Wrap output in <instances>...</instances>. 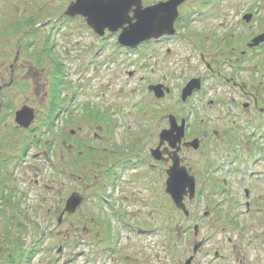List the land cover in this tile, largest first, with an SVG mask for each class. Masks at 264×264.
Instances as JSON below:
<instances>
[{"label": "rangeland", "instance_id": "obj_1", "mask_svg": "<svg viewBox=\"0 0 264 264\" xmlns=\"http://www.w3.org/2000/svg\"><path fill=\"white\" fill-rule=\"evenodd\" d=\"M69 1L0 0V101L2 97L5 98V102L6 99L11 100V105L6 110L8 113L0 114V161L5 153L11 152L14 156L18 154L22 143L27 147L25 153L21 155L22 163L15 158L8 163V166L3 164L4 170L0 171V264L6 259L9 250L19 249L16 248L20 245L16 242V238H20L26 244L27 250L36 242L37 250L34 255L29 259L24 258L22 264H183V261L192 254L193 244L207 235L210 236L201 250H198L193 264H264V197L261 196L264 192V182H257L256 186L250 184L249 196H244L242 191L245 187L244 182L239 184L238 180L236 184L233 181L228 182L230 185L228 193L214 191L212 184L202 186L199 183L198 187H202L200 188L202 192L198 198V205L194 208L188 202V209L195 217L183 220L171 201L165 198L163 185L165 176L161 174L160 185L154 187L153 191L150 186H146L145 189H140L142 186L129 188L128 192L131 194H126L127 198L124 199L127 201L128 209L133 208L132 214L137 207L139 208L138 217L134 219L126 217L124 221L114 218L112 214V217L108 215L107 210L100 205V202H103L101 197L97 200L98 195L94 196L91 193L93 188L100 190L98 186L104 182L103 167L95 168L91 160L83 156L87 148L85 146L82 149L76 148L74 142L81 136L86 138L84 134L88 130L90 132L88 140H92V131L98 129V126L95 127L83 115L85 111L83 101L92 99L88 86L89 78L84 82V93L77 96L74 110L63 109L61 119L56 120L53 127L55 134L42 128L40 130L43 136L42 145H32L29 148V144L31 145L29 132L16 126L14 110L19 109L23 104L31 106L35 111L37 123L38 117L40 118L45 110L47 111L46 108L50 104L47 99L55 94L57 89L65 91L64 100L69 102L80 85L78 80V83L71 80L77 79L76 70L84 66L83 61L78 65L71 56L77 54L78 44L80 49H86L87 52L93 49L89 48L92 46L89 44L94 42L92 34L85 26L77 25L74 30L76 22L70 27L74 26L73 31L67 35H63L65 32L62 33V27L61 32L53 33L55 23L59 20V16L61 18ZM221 2L226 11L236 9L240 4L260 2L264 5V0H221ZM32 18L36 25L46 23L47 18L51 19H48V24L44 27L38 25L37 30L35 24L25 25ZM203 23L198 20L193 26L198 29ZM24 30L38 32L35 36L24 35V38L21 36ZM47 33L52 36L50 39ZM26 37L32 39L27 45H25ZM45 43L47 49L55 48L54 53L52 55L49 53L46 57L35 55ZM19 44L22 50L18 47ZM17 50L20 55L14 61ZM69 52L71 55L68 54ZM53 57L63 62H57ZM173 65L177 67V63ZM90 71L86 69L81 73V78L89 76ZM113 72L114 69L111 73ZM10 78L13 79V85L8 87L6 85ZM116 82L115 79L112 80V84ZM128 85L133 88V81L130 80ZM138 91L134 88L126 92L129 93V97L137 98ZM115 92L119 94L117 88L114 89L113 93ZM56 98L59 101L60 98ZM122 98L124 99V96ZM59 105H63V100ZM177 107L179 105L171 104V101L166 100L157 106L161 114L173 112ZM133 114L140 116L144 112L136 109ZM65 117L68 120H65ZM139 120L141 119L124 123L126 135L118 133L114 138L117 141L136 139L137 130L129 128L128 131L126 128L139 125ZM79 127L80 131L76 132ZM71 129L75 130L74 134L70 133ZM68 133L72 136L69 140L73 145L67 144L68 141L65 140ZM77 151H81V156H77ZM227 160L223 159V161ZM248 161L245 167L250 163ZM259 168L260 165L256 164L255 169ZM246 171L247 169L239 172L244 173L247 179ZM218 175L221 177V174ZM7 179L9 180L5 181ZM10 183L12 185H9ZM13 186H15L14 190L18 187L17 190L14 191ZM5 187H9V190ZM3 189L10 198L4 197ZM72 193L84 195L85 201L76 213L68 217L64 216L62 222L57 223L58 210L63 208V203ZM228 195L229 197H226ZM246 197L251 202L247 212H245L246 206H243V199ZM14 198L17 202L19 200L18 206L14 203ZM146 210L151 211V217L147 216ZM203 211H208L209 214L205 216ZM92 214L95 216H91ZM231 215L236 217L240 227L237 228L228 222L227 216ZM96 216L98 219H92ZM108 217L112 219V237L117 239L116 241L112 239L110 246L104 242L106 236L108 239L111 238L109 227L106 224L103 230L102 225V218L106 220ZM115 220L121 223L120 229H117ZM195 223L198 224L196 236H193L191 230H180L182 226L192 227ZM22 225L27 228H23ZM133 227L140 229L142 227L145 232L136 234L131 229ZM153 228L156 229L150 230ZM42 231L45 235L43 234L41 238L39 235ZM215 251H218V257L214 256ZM14 255H17L16 252Z\"/></svg>", "mask_w": 264, "mask_h": 264}, {"label": "flooded vegetation", "instance_id": "obj_2", "mask_svg": "<svg viewBox=\"0 0 264 264\" xmlns=\"http://www.w3.org/2000/svg\"><path fill=\"white\" fill-rule=\"evenodd\" d=\"M161 1L167 0H141L140 3L147 7ZM223 6L218 0H187L178 6L174 34L150 37L135 47L116 42L120 29L111 32L105 28L103 34L98 35L86 25L83 16L78 14L71 21L76 22L74 30L77 25L88 28L94 38L89 48L93 49L87 52L76 43L78 52L71 57L78 65L83 61L84 66L76 70L77 79L71 80L80 82L72 99L65 101V91L57 89L50 98L47 92V101L51 103L58 93L56 109L61 119L63 109L74 110L77 96L84 93V82L89 78L92 99L83 101V115L98 129L92 131V140H88V130L84 134L86 138L81 136L74 142L76 148H89L86 159L91 160L95 168L103 167L104 182L98 186L100 190L93 188L91 193L105 194L104 204L109 216L138 217L139 208L135 207L132 214L133 208L129 210L124 199L126 194H131L129 188L150 186L153 191L160 185L161 174L166 177L175 155L179 164L195 176L198 185H221L226 180L218 174L225 167L236 171L237 166L246 165L252 158L256 165V151L259 171H264V133L259 141L256 137L257 131L264 127V39L256 44L258 37H264V5L240 4L230 11ZM135 7L130 9L129 16H133ZM129 19L132 23L133 19ZM68 20L62 17L61 22ZM198 20L206 23L197 29L193 23ZM127 25L129 22L123 27ZM71 31L73 28L63 35ZM173 63H177V67ZM86 69L91 70L90 75L81 78ZM113 69L115 72L111 73ZM113 79L117 81L115 84H112ZM130 80L133 88L128 85ZM190 80H195L194 88L184 100L182 90ZM154 86H159L161 98L155 96ZM115 88L119 94L113 93ZM134 88L139 90L135 98L138 104L130 114L126 91ZM104 94L108 96H102ZM61 100L63 105L60 106ZM165 100L179 107L161 114L157 106ZM23 105L30 107L35 115L31 106ZM136 109L144 114L134 115ZM135 118L143 120H139L141 125L135 126L139 128L136 139L117 141L114 137L118 133L126 135L124 123ZM171 118L174 126L183 125L184 129L173 146L159 136L170 127ZM65 120L68 119L65 117ZM79 131L80 127L76 132ZM68 139L65 136L70 144ZM80 152L77 151V155ZM223 159H228V163ZM235 163L238 164L235 166ZM231 176L236 183L244 181V175L237 177L233 173ZM256 180L252 186L257 185ZM261 196L264 197V192ZM146 213L151 217L150 210Z\"/></svg>", "mask_w": 264, "mask_h": 264}, {"label": "water", "instance_id": "obj_3", "mask_svg": "<svg viewBox=\"0 0 264 264\" xmlns=\"http://www.w3.org/2000/svg\"><path fill=\"white\" fill-rule=\"evenodd\" d=\"M182 0H169L166 3L141 9L139 5L134 10L135 22L130 23L127 17L128 9L131 7V0H77L69 4L66 14L73 16L75 13L81 12L94 31L102 34L103 29L108 27L110 30H115L122 27L126 22L129 26L125 27L120 34V41L125 45H135L140 40L151 36H159L164 33H172V24L176 17V6ZM159 87H155L156 95L161 94L158 91ZM193 88L192 84L187 85L183 92V98ZM33 119L32 109L23 106L16 110L15 122L21 127H28L30 120ZM170 129H165L160 133V137L169 140L173 146L175 140H179L183 134V125L176 127L173 124V119H170ZM168 177L166 181V192L171 195L176 207L182 209L185 214V206L183 196L189 193V198L194 195V178L188 174L183 166H179L178 157H172V165L167 171ZM82 197L76 193H72L66 200L64 211L69 213L74 212L80 204ZM62 215L58 217V222L61 221Z\"/></svg>", "mask_w": 264, "mask_h": 264}, {"label": "trees", "instance_id": "obj_4", "mask_svg": "<svg viewBox=\"0 0 264 264\" xmlns=\"http://www.w3.org/2000/svg\"><path fill=\"white\" fill-rule=\"evenodd\" d=\"M15 190H17V188ZM2 192H3L4 197H7L6 196L7 191H5V189H3ZM7 198H10V197H7ZM228 218H229V216H228ZM229 220H230V222L232 221V223L236 224V222L234 220H232V219H229ZM22 227L27 228V226H25V225L24 226L22 225ZM16 242L20 244V245L16 246V248H19V249H15L12 251L9 250V252H7V255H6V259H4V262L2 261V264H22V261L24 260V258H26V259L31 258L34 255L35 251L37 250V248H35L36 247L35 245L31 246L30 250H27L25 248V246H26L25 243L20 238H16ZM34 244H36V242H34ZM15 252L17 254L16 256L14 255ZM24 262H26V261H24Z\"/></svg>", "mask_w": 264, "mask_h": 264}]
</instances>
